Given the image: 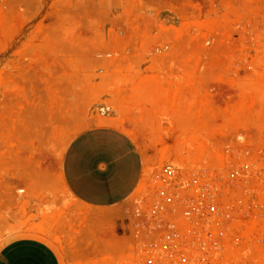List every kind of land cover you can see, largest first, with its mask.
Listing matches in <instances>:
<instances>
[{
  "label": "rangeland",
  "instance_id": "374dc122",
  "mask_svg": "<svg viewBox=\"0 0 264 264\" xmlns=\"http://www.w3.org/2000/svg\"><path fill=\"white\" fill-rule=\"evenodd\" d=\"M95 126L129 133L145 164L103 236L50 217L63 153ZM236 136L264 195V0H0V248L27 228L63 264H131L125 218L170 172L234 162ZM34 188L43 219L8 225Z\"/></svg>",
  "mask_w": 264,
  "mask_h": 264
},
{
  "label": "built area",
  "instance_id": "2783aa9c",
  "mask_svg": "<svg viewBox=\"0 0 264 264\" xmlns=\"http://www.w3.org/2000/svg\"><path fill=\"white\" fill-rule=\"evenodd\" d=\"M244 144L225 149L234 162L170 172L141 199L124 221L131 264H264L263 183L245 177Z\"/></svg>",
  "mask_w": 264,
  "mask_h": 264
},
{
  "label": "crops",
  "instance_id": "0c3cea01",
  "mask_svg": "<svg viewBox=\"0 0 264 264\" xmlns=\"http://www.w3.org/2000/svg\"><path fill=\"white\" fill-rule=\"evenodd\" d=\"M145 173L143 153L132 136L111 126H95L77 135L66 147L60 164L59 177L69 196L50 202V214L60 219L66 208V228H77L80 222L92 218L102 226L118 214L120 205L133 197ZM25 192V190H24ZM33 210L18 213L4 211L7 224L33 218L43 219L39 189L34 188ZM38 198H41L39 195ZM37 199V200H36ZM73 204L68 208L66 204ZM60 211V212H59ZM92 234V233H91ZM0 264H63L59 249L27 228L9 235L0 248Z\"/></svg>",
  "mask_w": 264,
  "mask_h": 264
}]
</instances>
